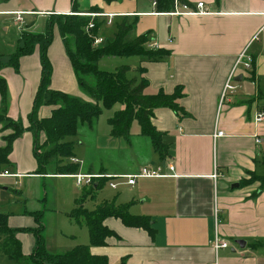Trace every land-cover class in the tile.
I'll list each match as a JSON object with an SVG mask.
<instances>
[{
  "label": "crops",
  "instance_id": "0c3cea01",
  "mask_svg": "<svg viewBox=\"0 0 264 264\" xmlns=\"http://www.w3.org/2000/svg\"><path fill=\"white\" fill-rule=\"evenodd\" d=\"M137 1L116 0L114 5L101 11L115 17L129 15L144 19L143 25L136 27L134 36L150 32L148 46L154 43L153 49L169 51L157 60L139 56L137 67L145 69L147 91L154 93L161 89L172 93L181 86L183 96L178 102L184 114L169 108L154 111L151 122L164 134L170 155L161 160L151 148L156 159L153 165H150V155L133 172L105 171L85 161L79 165L78 158L71 157L76 159L73 162L75 173L133 174L146 167L162 174L137 178L133 185L121 183L116 188L109 186L114 179L99 178L95 186L92 184L91 198L105 183L111 190L127 187L134 198L127 200L129 195L127 201L121 202H130L129 214L148 216L154 233L150 235L142 228L126 226L119 219L108 217L104 224L116 236L108 237L104 245L91 246L90 251L106 256L109 264L122 261L123 264H209L214 261L217 264H264V184L258 180L248 181L252 175L264 177V119L259 123L253 121L257 111L264 112V0H187V5L196 10V3L203 2L208 13L179 15L172 14L174 11L156 12L153 0H149V9H141ZM93 4V0H82L80 4L76 2V7L85 12ZM177 5L180 10L181 5ZM73 10L71 0H0L2 60L5 62L18 45L20 28L14 12L23 13V29L42 33L48 15L72 14ZM41 28L43 31L37 32ZM53 48L60 53L62 62L54 65L55 61L49 59L50 87L69 95H72L69 92L79 94L75 74L57 36L47 55ZM245 48L252 57L253 68L246 71L237 67L231 82L234 87L224 93L237 56ZM40 68L37 49L20 58L18 71L8 66L0 69V76L8 87L6 116L11 120L27 124ZM59 78L68 80L65 89L53 85V79ZM119 108L115 105L109 110L113 114ZM39 111L43 118L50 114L51 108L41 107ZM92 125L87 127L90 129ZM218 131L222 134L216 136ZM7 133L9 130H2L0 125V147ZM108 133L111 136L109 128ZM33 140L32 132L25 131L13 142L9 154L11 165L0 167V173L7 171L10 176L0 178L11 179L19 186L26 177H70L52 171L37 174ZM11 200L19 204L23 199L16 191L10 194L6 188H0V213L7 214L8 226L14 229L34 226L33 218L26 212L41 209H28L25 203L22 208H16L9 204ZM38 200L44 201L45 197ZM215 235L227 240L229 246L215 251L211 244ZM16 237L23 254L29 255L35 243L33 235L18 232ZM0 264L16 263L0 255Z\"/></svg>",
  "mask_w": 264,
  "mask_h": 264
},
{
  "label": "trees",
  "instance_id": "16d2710c",
  "mask_svg": "<svg viewBox=\"0 0 264 264\" xmlns=\"http://www.w3.org/2000/svg\"><path fill=\"white\" fill-rule=\"evenodd\" d=\"M72 1V12L77 10L76 2ZM109 3L116 0H105ZM176 4H188L187 0H155L156 12L167 13L175 9ZM85 13H102L96 7H91ZM116 17L111 18V21ZM113 39L98 45L93 44L95 36L106 22L107 18L90 15L52 14L45 20V30L36 33L21 30L18 35V45L4 62L0 56V69L11 67L19 69L20 58L32 54L38 49L40 55V80L37 86L31 111L27 116V124L11 120L6 116L8 87L5 79L0 76V97L3 109L0 110V125L2 130H9L3 136L4 145L0 147V167L11 165L9 154L13 142L25 131L33 134V156L37 163V174H74L76 166L72 163L62 164L64 158L73 157L74 142L70 140L77 134V126L84 123L91 126L104 109L120 108L107 119L110 135L114 138L128 139L133 121L140 126V135L149 139L154 152L159 159L164 160L169 153V144L163 140V133L158 131L151 122L154 111L158 108H169L178 114H184L179 105L183 89L177 86L172 93L159 89L149 93L148 80L143 77L141 66L132 69L127 65L119 66L113 72L98 68L101 59L108 56H142L148 60H157L169 53L163 48L149 47L150 32H145L131 39L127 36L135 28L138 16H119ZM105 19V20H104ZM92 22L93 26L88 28ZM56 36L61 40L73 72L81 89L92 101H83L63 91L50 87L52 67L47 52ZM253 68V64H252ZM42 106H50V114L40 118L38 113ZM42 136V137H41ZM52 169V170H51ZM258 180L264 184V177L252 175L248 181ZM99 185V183H98ZM97 185V186H98ZM90 190H93L92 185ZM92 191H84L78 207L68 214L77 224L86 226L89 233V245H76L63 253H49L45 247L44 210L26 212L33 218L34 226L14 229L8 226L7 214L0 213V255L15 261L16 264H109L104 255L93 254L91 246H100L106 239L116 236L104 221L108 217L119 219L124 225L154 233L152 220L148 216H135L128 213L129 204L116 207L113 202H103L88 211L83 207L84 199ZM31 233L35 243L29 255L22 252L16 233ZM123 264V261L120 263Z\"/></svg>",
  "mask_w": 264,
  "mask_h": 264
},
{
  "label": "rangeland",
  "instance_id": "374dc122",
  "mask_svg": "<svg viewBox=\"0 0 264 264\" xmlns=\"http://www.w3.org/2000/svg\"><path fill=\"white\" fill-rule=\"evenodd\" d=\"M93 1V7H96L100 10H106L107 8H109L107 6L115 4V2L109 3L105 0ZM77 2L80 4L82 0H77ZM150 3L151 1L149 0H138L136 5H138L141 9H149L151 5ZM72 14L86 16L90 13L73 12ZM120 19L121 18L116 17L113 19V21L110 20L109 23L107 21H102L104 24H102V27L98 33V36L102 38L101 43L105 44L106 41L113 39L114 33L116 31V24L120 22ZM144 22L145 21L143 18H137L135 28L128 34L126 40L131 39L134 36V32L136 33V27H140ZM23 25L24 21L22 22V24H18V28H20V31L23 30ZM40 31H43L42 28L37 32ZM48 56L49 59L52 58V60L55 61L54 65L60 64L62 62L60 53H58L56 48H53ZM139 60V56H108L104 57L102 61L99 62L98 68L107 72H113L121 65H128L131 68H135L139 65ZM240 66L241 68L245 69L243 65ZM245 70H252V63L251 66ZM67 82L68 80L59 78L57 80L53 79L52 83L58 89H65L64 85ZM77 89L79 94H74V92L69 93L72 95H76L77 97L81 98V100H89V97L81 89L79 84ZM40 112L41 111H39L38 115L41 118ZM112 115L113 114L111 110L107 111V109H104L101 115L96 120H94V123L90 129L84 123L78 124L77 134L73 137H70V140L74 142L73 155L78 158L79 165L82 164L83 161H85V164L93 165L95 168H103L105 171L127 170L133 172L142 162V160L150 155L152 161V164L150 165H153L154 162H156V159H154L150 141L147 137L140 135V126L136 121H133V123L131 124L129 136L130 138L128 141H126L125 139L113 138L109 136L108 128L110 129V127H108L109 125H107L108 123L106 121V118L108 116L111 117ZM61 163L73 164V161H71L70 158H64ZM68 175H70V177H26L22 180V184H20L19 186L15 185L14 181L11 179L0 178L1 189L6 188L7 192L10 194L16 191L18 194L20 193L23 199L19 201L20 205L16 204L14 200H11L9 202L10 205L15 206L16 208H22V206H24L23 203H25V206L28 209L34 210V207H36L35 209L44 210L43 222L45 224V229L43 235L45 237L46 250L47 252L53 254L63 253L61 252L62 249H67L66 251H68L72 249L75 244H90L87 227L72 221L69 218L68 214L78 207V203L82 198L84 191H91V185L86 184L84 186H77L75 184V180L72 179L73 174ZM140 181L141 180H138V182ZM129 195L130 198H128ZM43 197H45V200L39 202L38 199ZM126 198H128L127 200H131L132 198H134V196L131 195L128 191L127 187L119 186L117 190H111L105 183L102 184L100 188H98L97 193H93L92 198L87 196L84 199L83 204L85 206V209H87L88 211H92L95 209L96 203L100 202H113L116 207L126 205L130 202H121L127 201L125 200ZM8 199L12 198L8 197ZM135 199L138 198L135 197ZM119 201L121 202V204H117ZM57 250L59 252H57Z\"/></svg>",
  "mask_w": 264,
  "mask_h": 264
},
{
  "label": "built area",
  "instance_id": "2783aa9c",
  "mask_svg": "<svg viewBox=\"0 0 264 264\" xmlns=\"http://www.w3.org/2000/svg\"><path fill=\"white\" fill-rule=\"evenodd\" d=\"M153 5H155V0L152 1ZM178 5H175L174 12L172 14L179 15V14H206L208 13L206 9L203 7V2H198L196 3V8L198 10L191 8L187 4H182L181 9L178 10L177 7ZM14 15H16V21L19 24H22L23 19L21 17L22 12H14ZM42 14V13H40ZM90 16H100V17H106L108 20L107 22L109 23L111 18L115 17L112 15H106L103 13H90ZM93 26L92 22L88 24V28H91ZM102 42V38L100 36H95L93 40L94 45H98ZM150 47H156V44L152 43L149 45ZM252 63V57L249 55L247 49L245 48L238 56L235 61L234 67L232 69L231 76L228 78L226 84H225V89L224 93L230 89H232L234 86L231 84L233 81V72L234 70L239 67L240 65H243L245 69L249 68ZM224 96V94H222ZM264 119V112L263 111H257L253 117V121L256 123L261 122ZM222 132L218 131L215 135L219 136L221 135ZM259 142V140H257ZM71 161L74 163L76 162V159L70 158ZM168 168L170 170L173 169V166L169 164ZM162 174L159 173L157 169H151V168H146L142 167L139 169L137 173L133 174H115V175H110V174H82V173H76L73 174L72 177L75 180V184L77 186H84L86 184L92 185L95 183V181L99 178H106V179H114L113 181L109 182V186L111 188H116L118 185L121 183L126 184V185H133L136 182L137 178L141 177H155V176H160ZM0 176H10V174L7 171H4L3 173L0 174ZM215 176V174H214ZM212 247L214 248L215 251L219 250L220 248H227L229 246V243L227 240L220 238L219 236L215 235L212 242ZM209 264H217V261L211 262Z\"/></svg>",
  "mask_w": 264,
  "mask_h": 264
},
{
  "label": "water",
  "instance_id": "95a60500",
  "mask_svg": "<svg viewBox=\"0 0 264 264\" xmlns=\"http://www.w3.org/2000/svg\"><path fill=\"white\" fill-rule=\"evenodd\" d=\"M235 186H238V184H234ZM94 186H95V184H94ZM238 243H240V242H238Z\"/></svg>",
  "mask_w": 264,
  "mask_h": 264
}]
</instances>
